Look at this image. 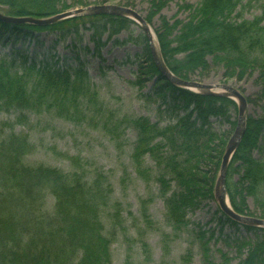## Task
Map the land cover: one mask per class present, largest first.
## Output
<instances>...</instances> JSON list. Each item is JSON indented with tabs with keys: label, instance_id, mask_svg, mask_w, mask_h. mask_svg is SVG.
<instances>
[{
	"label": "trees",
	"instance_id": "trees-1",
	"mask_svg": "<svg viewBox=\"0 0 264 264\" xmlns=\"http://www.w3.org/2000/svg\"><path fill=\"white\" fill-rule=\"evenodd\" d=\"M71 1L72 6L86 4L84 0ZM165 4V0L153 1L154 8L161 9ZM72 6L66 0H0V7L7 9L5 15L17 18L47 19L66 13ZM254 8L260 14L252 20L236 16L238 9ZM184 9L189 13L186 21L177 20L171 25L165 21L163 31L157 32L165 64L176 77L186 80L195 72L207 70L210 62L225 63L240 76L244 71L259 70L264 84V0H201L198 6L187 5ZM72 20L46 27L0 25L25 36L56 29L59 34L72 30L78 34L82 26L93 32L96 52L103 46L104 34L113 40L133 25L125 18L110 16ZM101 20L105 22L99 24ZM141 38L131 36L130 40L140 42ZM115 43L119 44L118 39ZM147 53L148 71L156 74L158 82L163 81L148 48ZM52 64L38 63L28 56H22L19 63L0 56V111L18 114L19 123L27 122V114H46L78 126L85 124L101 131L117 146L124 132L134 129L137 139L131 162L137 177L144 181L152 178L144 165L147 157L159 171L155 179L158 197L165 206V224L171 228V235L163 233L162 241L167 244L179 238L191 225L189 214L200 208L203 199L213 196L215 181L205 177L209 171L204 168L213 165L219 172L225 143L212 131L210 120L231 123L230 112L237 110L236 104L182 90L164 81L157 87L156 95L164 105L172 99L174 108H181L183 116L179 115L175 125L160 127L145 117H119L108 108L84 63L79 62L76 67ZM131 83L139 89L144 87L142 78ZM262 132L264 106L259 118L247 119L244 140L227 177L230 204L241 215H247V197H256L264 187V158L257 160L253 156L260 149ZM34 151L28 135L14 130L8 134L0 132V264H113L112 247L119 241L126 219L122 205L113 199L115 191L109 175L79 156L65 157L71 167L68 172L30 165L26 159ZM234 172L242 173L236 184L230 181ZM259 203L264 205V198ZM143 219L149 227L153 226L146 208ZM227 221L238 231L237 223ZM244 228L260 235L255 242L233 241L242 257L239 264H264V230ZM192 234L199 245L202 264H233V259L220 251L219 261L215 259L211 249L214 232L199 229ZM192 261L193 250L189 249L181 264ZM124 264H131L129 255Z\"/></svg>",
	"mask_w": 264,
	"mask_h": 264
},
{
	"label": "rangeland",
	"instance_id": "rangeland-1",
	"mask_svg": "<svg viewBox=\"0 0 264 264\" xmlns=\"http://www.w3.org/2000/svg\"><path fill=\"white\" fill-rule=\"evenodd\" d=\"M153 1L84 0L86 3L84 6H72L71 0H66V3L72 6L67 12L103 5L130 8L143 17L157 35V32L163 31L165 21L170 25L177 20L186 21L189 13L184 7L198 6L201 2V0H165L166 4L160 9L153 7ZM6 10L0 7V13L5 14ZM238 14L243 19L252 20L260 14V11L257 8L238 9L236 16ZM103 22L105 20H101L99 24ZM59 33L56 29L25 36L13 30H4L0 25V56L8 61L16 59L18 63L22 56H28L29 60H36L38 63H57L60 67L66 65L76 67L79 62L84 63L100 99L119 117H145L153 124L165 127L175 125L179 115L183 116L181 108H174L172 99L169 105H164L162 99L156 95L157 87H160V83H164L165 80L158 82L154 76L156 74L148 71V47L139 25L133 23L129 29L120 32L113 40H108V34H104L103 46L97 52L91 30L79 26L78 34L73 30L65 34ZM140 35L142 37L140 42L130 40L131 36L135 39ZM93 39L96 40V37ZM116 39L119 44L115 43ZM179 58L182 59V56ZM231 67L226 66L225 63L210 62L207 70L195 72L192 76L186 77L185 81L206 85L223 84L237 89L247 101V117L259 118L264 106V84L260 80L259 70L251 73L244 71V75L240 76L236 75V70ZM139 78L144 80L142 89L131 83ZM166 92L169 90H165ZM167 96L169 97L170 94L167 93ZM26 117L27 122L19 123L18 114L13 111L9 113L0 111V132L8 134L9 131L14 130L19 134L24 133L35 146L34 153L26 159L28 164L45 165L68 172L71 167L65 157L79 156L89 162L94 169L109 175L114 185L113 199L122 205L123 216L126 219L124 230H120L119 241L112 247L113 264H124L127 255L130 256L131 264H181V258L189 249L193 250L192 264H202L199 245L194 241L192 234L199 229L214 232L211 249L217 261L220 259V251L228 254L233 259V264H239L242 257L238 255L233 241L246 239L255 242L260 235V232H247L240 225L237 231L236 227L228 223V217L221 212L215 199L214 191L219 172L216 173L213 165L211 167L206 165L204 171H209V174L205 177L211 181L214 178L215 181L213 196L203 199L200 208L189 214L191 225L188 230L179 238L165 244L162 241V234L171 235V228L165 224V206L158 197L159 185L155 179L159 171L155 163L147 157L144 165L151 171L152 178L144 181L137 177L131 162V154L137 139L134 129H127L120 146H117L101 131L93 130L85 124L78 126L46 114L38 116L27 114ZM230 117L231 123L215 118L210 120L212 131L220 135L221 141L225 143L224 152L236 129L238 109H233ZM233 122L236 123L233 125ZM259 147L260 149L254 151L253 156L257 160H262L264 132L261 133ZM232 161L228 173L231 171ZM238 165H234V169ZM230 176L231 183L236 184L241 179L242 173L234 172ZM263 198L264 187L258 191L256 197H247L246 216L264 217V205L259 203ZM146 201L149 202L145 204ZM144 208L154 223L152 227H149L143 219Z\"/></svg>",
	"mask_w": 264,
	"mask_h": 264
},
{
	"label": "water",
	"instance_id": "water-1",
	"mask_svg": "<svg viewBox=\"0 0 264 264\" xmlns=\"http://www.w3.org/2000/svg\"><path fill=\"white\" fill-rule=\"evenodd\" d=\"M100 15L127 18L137 23L142 28L148 40L149 50L159 73L161 74L163 79H165L171 85L180 89L196 92L206 97L224 98L236 102L238 107L237 125L230 141L228 142L227 148L222 158L220 172L215 186V199L219 205L221 212L232 221L244 226L264 229V221L255 220L236 213L230 205L227 194L226 182L228 169L234 157V154L239 149L243 141L247 129L248 104L245 97L239 91H237V89L223 84L206 85L197 82H189L176 77L165 64L154 31L147 24L146 20L143 17H141L137 12L130 8L115 5L86 7L83 9L69 11L47 19H35L30 17L13 18L0 14V22L17 26L29 24L38 27H46L76 17ZM152 33L155 36L156 45H154L153 43Z\"/></svg>",
	"mask_w": 264,
	"mask_h": 264
},
{
	"label": "bare ground",
	"instance_id": "bare-ground-1",
	"mask_svg": "<svg viewBox=\"0 0 264 264\" xmlns=\"http://www.w3.org/2000/svg\"><path fill=\"white\" fill-rule=\"evenodd\" d=\"M152 38H153V43H154V45H156V41H155V36H154V34L152 33ZM36 61V60H35ZM246 134V133H245ZM245 137V136H244ZM243 140H244V138H243ZM227 148V147H226ZM226 150V149H225ZM237 152V151H236ZM236 154V153H235ZM234 154V155H235ZM216 186V185H215ZM214 193H215V191H214ZM225 216V215H224ZM243 216H246V215H243ZM246 217H248V218H252V219H255V220H259V221H264V218L261 216V217H258V218H256V217H254V216H252V215H250V216H246ZM229 219V218H228ZM229 220H231V219H229ZM232 221V220H231ZM234 222V221H233ZM236 223V222H235ZM238 225H240V226H242V227H248V226H244V225H241V224H239V223H237ZM251 228H253V229H256V230H264L263 228H258V227H251Z\"/></svg>",
	"mask_w": 264,
	"mask_h": 264
}]
</instances>
